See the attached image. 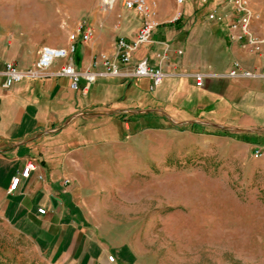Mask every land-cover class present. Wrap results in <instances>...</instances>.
<instances>
[{"label":"crops","instance_id":"obj_1","mask_svg":"<svg viewBox=\"0 0 264 264\" xmlns=\"http://www.w3.org/2000/svg\"><path fill=\"white\" fill-rule=\"evenodd\" d=\"M94 1L63 0L55 14L0 15V219L49 264H142L132 242L140 219L132 216L131 179L162 178L163 169L176 173L196 158L240 163L252 174L264 165L253 155L264 147V78L228 77L235 63L260 72L264 57L230 39L234 0H193L188 11L159 0L152 43L135 51L121 76H110L104 57L114 61L115 41L134 39L142 21L122 7L118 14H83ZM214 11L221 22L207 19ZM180 17L178 26H166ZM83 20L94 28L90 42L78 41L74 54L41 78L5 88L7 63L27 70L44 46L67 49ZM139 61L163 71L155 90L148 78L131 77ZM71 64L96 81L82 77L71 88L61 75ZM198 74L205 75L203 87Z\"/></svg>","mask_w":264,"mask_h":264},{"label":"rangeland","instance_id":"obj_2","mask_svg":"<svg viewBox=\"0 0 264 264\" xmlns=\"http://www.w3.org/2000/svg\"><path fill=\"white\" fill-rule=\"evenodd\" d=\"M169 1L185 11L193 3ZM246 1L255 16L252 27L263 34L264 0ZM124 2L116 0L113 9H106L102 0H95L83 14H118L122 7L143 24V17L127 10ZM148 2L159 22V0ZM63 3L0 0V15L55 14ZM164 170L162 178L143 175L131 179L128 186L133 192L132 216L140 219L138 226L131 227V234L142 264H264V165L252 174L243 164L207 157L180 164L176 173ZM0 264L49 263L33 242L0 219Z\"/></svg>","mask_w":264,"mask_h":264},{"label":"built area","instance_id":"obj_3","mask_svg":"<svg viewBox=\"0 0 264 264\" xmlns=\"http://www.w3.org/2000/svg\"><path fill=\"white\" fill-rule=\"evenodd\" d=\"M179 4H183L185 0H177ZM116 0H102L103 6L106 9H113ZM124 6L127 10L134 11L143 17V24L137 33L136 37L128 40L124 37H119L115 41V60L104 57V65L107 74L110 76H121V66L130 65L133 61V54L140 47L152 43L154 31L159 27L158 22L154 19L156 14H152L151 6L148 0H125ZM235 16L230 25V39L236 42H245V44L258 56L264 57V37L257 36L253 33L251 26L255 19L254 14L249 9L246 0H234ZM209 21L221 22V18L216 11L209 14ZM94 37V28L88 21H82L77 30L70 34V45L67 49H55L44 46L39 52L37 63L27 70L19 69L14 63H7L3 71L5 78V88H10L14 84L22 82L26 79H38L47 71L54 61L60 59H69L76 51L78 41L88 43ZM61 75L66 76L71 82V88L77 89L81 78L84 77L88 85L96 81V74L87 73L80 74L74 66L67 65L61 72ZM134 79L148 78L151 81L150 90L157 88L164 79L163 71L160 68H154L147 61H139L135 64L131 74ZM228 77H261L264 78V68L254 73L244 70L240 64L235 63ZM205 83V75L198 74L196 76V85L203 87ZM253 155L256 158H264V147H257L253 150ZM34 169V164H28L22 171L21 176L29 178L31 171ZM21 178L16 177L12 180L10 189L15 191L20 183ZM66 184L69 181L65 182ZM39 213L46 214L45 209H40ZM110 262H115L114 256H109Z\"/></svg>","mask_w":264,"mask_h":264},{"label":"trees","instance_id":"obj_4","mask_svg":"<svg viewBox=\"0 0 264 264\" xmlns=\"http://www.w3.org/2000/svg\"><path fill=\"white\" fill-rule=\"evenodd\" d=\"M182 22V17H180L178 20H176L174 23L168 24L166 25L167 27H173V26H178L179 24H181ZM124 138H126L128 136V134L124 131Z\"/></svg>","mask_w":264,"mask_h":264}]
</instances>
